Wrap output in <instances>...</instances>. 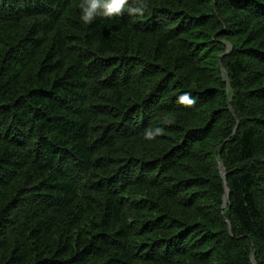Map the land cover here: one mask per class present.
Wrapping results in <instances>:
<instances>
[{"label":"trees","instance_id":"16d2710c","mask_svg":"<svg viewBox=\"0 0 264 264\" xmlns=\"http://www.w3.org/2000/svg\"><path fill=\"white\" fill-rule=\"evenodd\" d=\"M80 3L0 0V264H264V0Z\"/></svg>","mask_w":264,"mask_h":264},{"label":"clouds","instance_id":"9594fccd","mask_svg":"<svg viewBox=\"0 0 264 264\" xmlns=\"http://www.w3.org/2000/svg\"><path fill=\"white\" fill-rule=\"evenodd\" d=\"M128 5V0H81L79 5L81 9V19L86 24H91L97 17L111 18L116 15H122ZM133 11H142L141 9H131ZM178 102L192 107L196 101L189 93H183L178 97ZM167 123L171 124L173 121L169 120ZM163 127H157L154 130H147L145 132V139L154 140L157 136L164 134Z\"/></svg>","mask_w":264,"mask_h":264},{"label":"water","instance_id":"95a60500","mask_svg":"<svg viewBox=\"0 0 264 264\" xmlns=\"http://www.w3.org/2000/svg\"><path fill=\"white\" fill-rule=\"evenodd\" d=\"M221 175H222V177H224L223 170L221 171ZM227 196H228V193H227V190H226V193H225V195H224V204H223V206L225 205V201H226V199H227Z\"/></svg>","mask_w":264,"mask_h":264}]
</instances>
